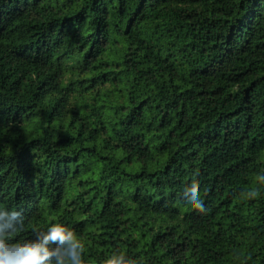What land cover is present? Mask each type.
<instances>
[{
  "label": "trees",
  "instance_id": "obj_1",
  "mask_svg": "<svg viewBox=\"0 0 264 264\" xmlns=\"http://www.w3.org/2000/svg\"><path fill=\"white\" fill-rule=\"evenodd\" d=\"M5 249L264 264V0H0Z\"/></svg>",
  "mask_w": 264,
  "mask_h": 264
},
{
  "label": "clouds",
  "instance_id": "obj_2",
  "mask_svg": "<svg viewBox=\"0 0 264 264\" xmlns=\"http://www.w3.org/2000/svg\"><path fill=\"white\" fill-rule=\"evenodd\" d=\"M198 197L189 195L187 206L192 208L196 205ZM63 232H57L56 235L49 236V239H68ZM42 256L39 250H26V249H5L0 251V264H41ZM108 264H119L116 259L109 260Z\"/></svg>",
  "mask_w": 264,
  "mask_h": 264
}]
</instances>
